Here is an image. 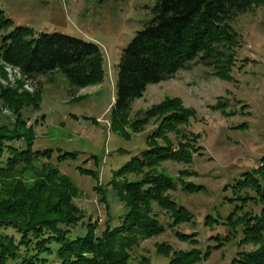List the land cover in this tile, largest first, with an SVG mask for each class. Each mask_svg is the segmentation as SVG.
Here are the masks:
<instances>
[{
    "label": "trees",
    "instance_id": "trees-1",
    "mask_svg": "<svg viewBox=\"0 0 264 264\" xmlns=\"http://www.w3.org/2000/svg\"><path fill=\"white\" fill-rule=\"evenodd\" d=\"M258 6L264 7V0H153L150 16L120 51L110 106V127L117 132L125 134L126 125L138 132L149 122L153 128L145 137L147 147L112 172L108 184L125 209L115 225L104 221L97 234L93 221H81L83 214L73 201L78 191L68 177L52 165L33 163L51 153L50 149L31 150L30 126H25L20 112L23 107L37 106L39 86L28 93L0 85V105L13 115L0 125V152L8 153L0 165V264H43L44 255L50 254L54 256L51 263L56 264H149L145 256L133 263L130 251L165 228L190 245L173 249L163 241L154 243L155 253L166 258L165 264H201L211 250L232 241L255 248L237 251L230 264H264V157L257 168L242 172L230 184L231 196L218 203L231 206L225 216L215 211L203 217L204 226L224 225L227 231L223 236H210L213 243L202 251L196 246L194 230L184 233L176 228L181 223L192 226V214L167 191L176 184L184 193L197 192L203 186L184 180L194 174L187 168L171 176L159 167L163 161L188 165L194 154L200 155L198 133L184 129L194 118V109L177 97L164 96L127 120L131 101L141 97L146 85L171 78L195 58L211 66L219 79L230 80L238 39L231 22ZM10 24L0 12V30ZM0 60L37 84L40 75L60 72L70 86L79 89L98 84L104 74L102 53L95 43L59 32L36 33L28 26L0 33ZM225 106L217 100L210 108L225 113ZM14 140L23 141L24 148L12 145ZM74 156L61 152L56 160ZM77 170L91 174L85 168ZM127 174L133 177L126 178ZM94 190L108 215L103 189L96 184ZM153 205L162 210L165 222L157 219ZM79 223L84 227L81 234L75 229ZM6 228L15 235L4 232Z\"/></svg>",
    "mask_w": 264,
    "mask_h": 264
},
{
    "label": "rangeland",
    "instance_id": "rangeland-1",
    "mask_svg": "<svg viewBox=\"0 0 264 264\" xmlns=\"http://www.w3.org/2000/svg\"><path fill=\"white\" fill-rule=\"evenodd\" d=\"M152 4L153 0H0L1 17L11 22L0 33L14 26H28L36 33L59 32L93 42L102 53L101 82L79 89L70 86L60 72L40 75L39 83L34 82L32 88L18 76L14 67L0 61L4 73V77H0L1 86L16 87L28 93L39 86L37 106L23 107L20 112L25 126H30L31 150L50 149L51 153L48 158L33 163L52 165L68 177L78 191L73 201L83 214L81 221L87 218L93 221L96 234L102 230L104 221L115 225L125 209L108 184L112 172L147 147L145 137L153 128L149 122L140 131L133 132L126 125L125 134H121L110 127L118 56L150 16ZM231 26L238 39L230 80L219 79L211 66L195 58L171 78L146 85L141 97L131 101L127 112L130 121L164 96L177 97L184 106L194 109V118L184 129L198 133L200 155L194 154L188 165L163 161L159 167L171 176L187 168L194 174L184 180L203 186L197 192L184 193L176 184L175 189L167 191L177 204L192 214V226L181 223L176 228L184 233L194 230L196 246L202 251L213 243L210 236H223L227 231L224 225L204 226L203 217L215 211L225 216L231 206L218 203L224 201V196H231L230 184L240 178L242 172L257 168L264 157V7H253L238 15ZM217 100L225 102V113L210 108ZM12 119L11 112L0 105V125ZM168 136L174 142L173 134ZM11 144L24 148L21 140ZM61 152H72L75 156L57 161L56 156ZM7 154L6 150L0 152L1 166ZM78 167L90 170L91 174H80ZM96 184L103 189L108 215L97 199ZM249 206L258 211V207ZM153 212L158 220L166 221L162 210L154 205ZM75 229L80 234L84 231L80 223ZM3 231L15 235L9 228ZM161 241L173 249L190 248L187 242L177 240L172 231L165 228L162 234L140 241L130 251L131 261L135 263L139 256H145L149 264H165L166 258L157 255L154 249V243ZM254 248L250 244L238 246L237 241H232L211 250L201 264H230L237 251ZM44 257L43 264H56L51 263L53 254Z\"/></svg>",
    "mask_w": 264,
    "mask_h": 264
},
{
    "label": "built area",
    "instance_id": "built-area-1",
    "mask_svg": "<svg viewBox=\"0 0 264 264\" xmlns=\"http://www.w3.org/2000/svg\"><path fill=\"white\" fill-rule=\"evenodd\" d=\"M1 61V60H0ZM2 62V61H1ZM4 65L6 66V65H8V66H10V67H14V66H11V65H9V64H6V63H4ZM16 70H17V74H18V76H20V78L21 79H23V80H25L26 81V83H29L30 85V87H32L33 86V81H31L30 79H27V78H25V76L19 71V69L17 68V67H14ZM33 88V87H32Z\"/></svg>",
    "mask_w": 264,
    "mask_h": 264
}]
</instances>
